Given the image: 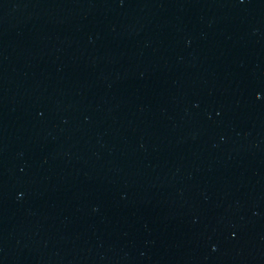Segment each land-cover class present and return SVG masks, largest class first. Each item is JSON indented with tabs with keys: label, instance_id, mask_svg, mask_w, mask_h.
Segmentation results:
<instances>
[{
	"label": "water",
	"instance_id": "obj_1",
	"mask_svg": "<svg viewBox=\"0 0 264 264\" xmlns=\"http://www.w3.org/2000/svg\"><path fill=\"white\" fill-rule=\"evenodd\" d=\"M264 209V0H0V250Z\"/></svg>",
	"mask_w": 264,
	"mask_h": 264
}]
</instances>
